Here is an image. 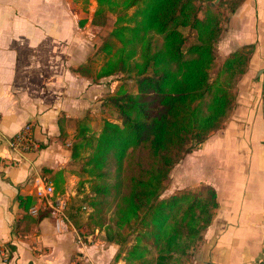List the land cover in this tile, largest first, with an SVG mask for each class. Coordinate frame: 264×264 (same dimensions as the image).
Wrapping results in <instances>:
<instances>
[{
	"label": "trees",
	"instance_id": "trees-1",
	"mask_svg": "<svg viewBox=\"0 0 264 264\" xmlns=\"http://www.w3.org/2000/svg\"><path fill=\"white\" fill-rule=\"evenodd\" d=\"M94 1L90 23L114 21L93 55L72 70L93 82L120 73L121 81L102 100L111 119L102 118L97 132L87 114L73 120L70 158L76 174L88 177L90 194L67 204L65 214L79 228V212L89 207L83 226L87 233L104 230L105 240L118 245L114 262L190 264L218 207L216 192L200 184L162 194L174 166L221 129L233 109L254 44L237 47L216 67V43L243 0ZM59 126L64 142L68 133ZM61 174L52 176L59 193ZM17 200L28 221L47 214L31 218L33 197Z\"/></svg>",
	"mask_w": 264,
	"mask_h": 264
},
{
	"label": "crops",
	"instance_id": "crops-1",
	"mask_svg": "<svg viewBox=\"0 0 264 264\" xmlns=\"http://www.w3.org/2000/svg\"><path fill=\"white\" fill-rule=\"evenodd\" d=\"M82 27L65 0H0V243L8 252L0 264H124L114 262L118 245L101 232L87 233L49 211L28 221L17 200L25 194L36 202L38 175L52 182L53 172L62 169L65 186L73 163L70 141L59 137L60 121L64 127L101 109L116 88L72 70L87 59ZM244 44L254 50L236 83L229 118L174 166V189L164 193L200 184L216 192L218 207L190 264H264V0L236 7L223 22L216 51L223 60ZM26 124L38 149L10 151L6 139Z\"/></svg>",
	"mask_w": 264,
	"mask_h": 264
},
{
	"label": "rangeland",
	"instance_id": "rangeland-1",
	"mask_svg": "<svg viewBox=\"0 0 264 264\" xmlns=\"http://www.w3.org/2000/svg\"><path fill=\"white\" fill-rule=\"evenodd\" d=\"M65 1L68 3V7H70L72 18L74 21L77 22L79 19L87 18V22L81 28L82 29L81 30V36L87 38V45L89 46L87 58L91 57L93 55V53L96 51L99 44L101 43L103 37H105L107 35V33L110 31L112 23L114 21V17L110 16L105 26H95V25H92L90 23V17H91V15H92L95 7H96V2L94 0H88V2H83L82 0H65ZM129 12H131V10ZM216 54L217 55H216L215 62H216V67H217L222 61V55L218 51H216ZM100 64H101L100 59H97L95 62V67L99 68ZM120 78H121V74L117 73L115 75H111L108 77L101 78L95 82H93L90 78H88V79H89V81H91V83H98V82H100V80H103V81L107 80L108 86L111 85V86L117 87L118 83L121 81ZM86 114L89 118V122H88L89 126L95 132H97L100 129L102 118L111 119L109 113H107L105 111L102 112L100 108H95L92 111H88V113H86ZM64 129L66 130V132H68V136H67L65 141L69 142L72 138L73 129H74L73 120L68 121L64 125ZM64 146L66 147V145H64ZM66 170H68L70 172V174L66 178L65 186L63 185L64 192L63 193L55 192V193L62 196L66 200V204L77 203V204H75L77 206L81 202L80 200H82V198L85 195L90 194L89 193L90 182L88 181L89 180L88 177H86V176L79 177L75 173V172H78L77 171L78 170V164L77 163H74V164L68 166ZM44 180L51 183L54 187L53 182H50L45 178H44ZM173 189H174V185L172 183V179L169 178L167 190H173ZM165 192H166V189L164 190L162 195H166V194H164ZM34 204L38 207H41L42 202L40 199L37 198V200H36V202H34ZM89 210H90V208L87 207L86 210H81L79 212L77 220L79 221V224H81V226L84 224L85 218H86ZM109 224H111V222H109ZM95 231L101 232L102 234L100 236L105 239L104 230L95 229L93 232H95ZM86 232H87V229H86ZM191 262H192V259H191Z\"/></svg>",
	"mask_w": 264,
	"mask_h": 264
},
{
	"label": "built area",
	"instance_id": "built-area-1",
	"mask_svg": "<svg viewBox=\"0 0 264 264\" xmlns=\"http://www.w3.org/2000/svg\"><path fill=\"white\" fill-rule=\"evenodd\" d=\"M6 146L12 152L24 154L38 149V143L33 137L30 124L24 125L13 136L6 139ZM35 196L41 200L42 205L29 208L31 214L37 215L39 210L49 211L53 214L66 217V200L55 193L51 183L44 180L42 176H36L33 180ZM0 257L2 261H8V252L3 244L0 243Z\"/></svg>",
	"mask_w": 264,
	"mask_h": 264
},
{
	"label": "water",
	"instance_id": "water-1",
	"mask_svg": "<svg viewBox=\"0 0 264 264\" xmlns=\"http://www.w3.org/2000/svg\"><path fill=\"white\" fill-rule=\"evenodd\" d=\"M218 0H215V2H217ZM212 4H214V3H212Z\"/></svg>",
	"mask_w": 264,
	"mask_h": 264
}]
</instances>
